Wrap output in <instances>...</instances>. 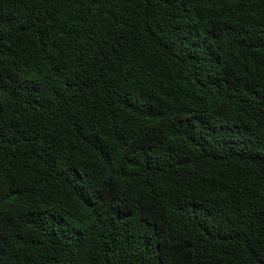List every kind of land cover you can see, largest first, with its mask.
I'll return each instance as SVG.
<instances>
[{
    "label": "trees",
    "instance_id": "obj_1",
    "mask_svg": "<svg viewBox=\"0 0 264 264\" xmlns=\"http://www.w3.org/2000/svg\"><path fill=\"white\" fill-rule=\"evenodd\" d=\"M0 264H264V0H0Z\"/></svg>",
    "mask_w": 264,
    "mask_h": 264
}]
</instances>
